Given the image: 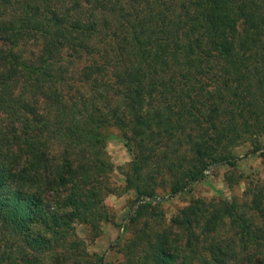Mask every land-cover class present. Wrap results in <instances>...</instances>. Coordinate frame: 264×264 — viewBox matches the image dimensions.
Listing matches in <instances>:
<instances>
[{"label": "trees", "instance_id": "trees-1", "mask_svg": "<svg viewBox=\"0 0 264 264\" xmlns=\"http://www.w3.org/2000/svg\"><path fill=\"white\" fill-rule=\"evenodd\" d=\"M113 128L135 224L263 151L264 0H0V264H106L77 228L110 221ZM245 193L192 201L127 264H264V180Z\"/></svg>", "mask_w": 264, "mask_h": 264}, {"label": "rangeland", "instance_id": "rangeland-1", "mask_svg": "<svg viewBox=\"0 0 264 264\" xmlns=\"http://www.w3.org/2000/svg\"><path fill=\"white\" fill-rule=\"evenodd\" d=\"M35 47L32 44L28 49ZM81 66L82 64L79 68ZM112 131L114 136L108 143L107 152L115 166V171L110 178L114 193L109 194L105 199L110 221L102 225L101 234L95 240L88 238L86 228L83 226L77 228L79 237L87 241L89 253L103 257L106 264H127L126 247L136 238V235L141 234L144 237L147 233L152 235L153 240L156 239L157 234L169 229L172 218L181 209L188 207L192 201L203 199L213 202L237 199L244 202L249 199L245 193L248 181L264 180V150L254 152L251 144L247 142L233 151L238 158L234 167L212 166L206 171V179L197 184L192 193L168 197V194L161 191L166 200L159 198L157 201H162V205L150 210L148 215L138 221V224L131 223L129 220L131 215L143 202H137L135 191L126 188L125 177L133 156L122 140L121 132L115 128ZM262 142L264 143V138ZM170 229L183 245L184 232L178 227Z\"/></svg>", "mask_w": 264, "mask_h": 264}]
</instances>
